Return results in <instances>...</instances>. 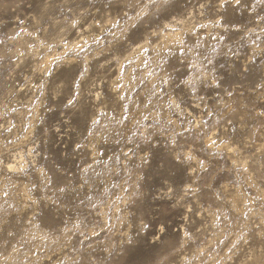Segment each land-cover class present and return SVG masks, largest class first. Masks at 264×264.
<instances>
[{
	"label": "rangeland",
	"instance_id": "rangeland-1",
	"mask_svg": "<svg viewBox=\"0 0 264 264\" xmlns=\"http://www.w3.org/2000/svg\"><path fill=\"white\" fill-rule=\"evenodd\" d=\"M207 3L0 0V264H264V0Z\"/></svg>",
	"mask_w": 264,
	"mask_h": 264
},
{
	"label": "snow or ice",
	"instance_id": "snow-or-ice-1",
	"mask_svg": "<svg viewBox=\"0 0 264 264\" xmlns=\"http://www.w3.org/2000/svg\"><path fill=\"white\" fill-rule=\"evenodd\" d=\"M151 4L153 7L156 6V0H150ZM217 4L219 5L220 8H225L228 6V0H216ZM163 4L167 3V0H162ZM235 4L237 6H239L241 4V0H235ZM212 6V0H209V3L204 4L203 7L204 8H210ZM109 7L111 8L112 5H109ZM126 14V13H125ZM144 16H146V13H138L136 19L139 20L141 22V24L143 23L144 20ZM144 39V36L142 35L141 31H140V24H134L132 26V29L123 37V40L118 39L117 43L120 45L121 48L124 47L125 44H130L132 46H141L140 45V41ZM73 81L75 82V77H73ZM166 83V81H165ZM186 83H190V82H186ZM229 95H231V93H229ZM97 100H100V97L97 96L96 97ZM80 101L77 100L75 97L69 98L67 100V105H76L78 104ZM100 103H103L102 100H100ZM261 116H264V113L260 114ZM216 139H212L211 143L215 144L216 141L218 139H220L221 133L218 131L216 134ZM223 143L226 146H229V150H234L230 147V145L232 143H234L233 141H230L228 139H225L223 141ZM203 145H201L202 147ZM186 152L188 153L187 155L182 154L181 152H177L175 148H173L171 151L175 153L174 156L171 157L172 160L177 161L179 163H183L184 161H191L193 159V153H194V149L192 147H188L187 146V142L184 146ZM196 155H199L198 152L195 153ZM143 159H147L146 157ZM198 166L200 169H203L205 172L208 171L207 168H205L204 162L203 161H198ZM193 173L197 174V170L194 168L193 169ZM60 182H63L65 177H58ZM57 188L58 191L62 192V193H66V194H70L74 191V189L71 187V185H66L65 187H60L59 184H57ZM202 191V189L200 188L199 185H197L196 187H192L189 186V188L187 189V193H192V194H196L197 192ZM186 193V194H187ZM147 225H144V227H146ZM166 225H162L161 226V231H163L165 229ZM9 235H11V233H9ZM82 264H91L90 261L87 260V258H85V261L82 262Z\"/></svg>",
	"mask_w": 264,
	"mask_h": 264
},
{
	"label": "bare ground",
	"instance_id": "bare-ground-1",
	"mask_svg": "<svg viewBox=\"0 0 264 264\" xmlns=\"http://www.w3.org/2000/svg\"><path fill=\"white\" fill-rule=\"evenodd\" d=\"M26 47V46H25ZM15 56V55H14ZM45 62V61H44ZM206 146H207V143H206ZM11 167H15L14 165H12V166H10L9 168H11ZM235 190V189H234ZM237 193V192H236ZM236 196V195H235ZM232 197V196H231ZM234 197V196H233ZM239 196H238V194H237V196H236V198L234 199L236 202H237V200H239V199H241L240 197L238 198ZM231 199V198H230ZM233 199V198H232ZM230 202V201H229ZM232 202H233V200H232ZM239 202H241V200H239ZM230 204V203H229ZM234 205H235V202L233 203ZM231 205V204H230ZM237 206V205H236ZM239 207H241V206H239ZM245 256V255H244ZM256 256V255H255ZM258 256V255H257ZM256 256V258H258V257H260V256H258L257 257ZM256 258H254V259H252L251 258V260L248 262V263H246V264H257V263H259V261L257 262V259ZM259 259V258H258ZM261 260H263V259H261ZM257 262V263H256Z\"/></svg>",
	"mask_w": 264,
	"mask_h": 264
}]
</instances>
